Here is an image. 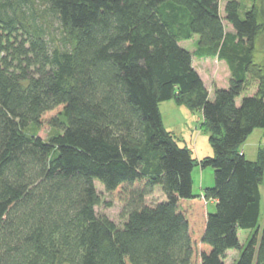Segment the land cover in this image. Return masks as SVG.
<instances>
[{
	"label": "trees",
	"instance_id": "trees-1",
	"mask_svg": "<svg viewBox=\"0 0 264 264\" xmlns=\"http://www.w3.org/2000/svg\"><path fill=\"white\" fill-rule=\"evenodd\" d=\"M39 1L63 45L48 37ZM239 9L0 0V264H228L231 250L232 264H264V147L255 160L241 150L264 129V0ZM195 36L189 51L182 42ZM192 56L228 67L212 98ZM166 100L201 111L212 156L177 144L158 108ZM30 126L56 133L43 140ZM195 166L213 169L200 194ZM95 180L124 204L122 227L96 214ZM155 187L163 198L146 202ZM239 230L252 232L243 244Z\"/></svg>",
	"mask_w": 264,
	"mask_h": 264
},
{
	"label": "rangeland",
	"instance_id": "rangeland-1",
	"mask_svg": "<svg viewBox=\"0 0 264 264\" xmlns=\"http://www.w3.org/2000/svg\"><path fill=\"white\" fill-rule=\"evenodd\" d=\"M252 1L253 0H243L245 6H242L240 9L241 16H243V10L248 8V4ZM36 8L38 13H41V11L45 10V4L39 1L36 3ZM40 15L46 27L48 37L55 41L56 44L63 45V34L56 20L49 14L41 13ZM182 44L187 49L191 46L190 41H183ZM225 78V75L221 74L216 81L220 80L225 82ZM248 90L253 91L254 89L250 88ZM210 96H213L212 92ZM158 108L165 129L171 133L173 139L179 146L186 147L192 157L196 159L203 158V156H212L213 152L209 143V131L203 125V117L200 110L189 109L184 105L175 103L173 100L160 102ZM33 131L43 140H48L56 133V129L53 128L41 127L40 129H34V127L30 126L28 132ZM259 146L264 147V129L255 128L242 145V149H245V157L248 160H255ZM191 175L192 192L194 194H200L202 189L210 187L214 183L213 169L211 167L200 168L199 166H195ZM94 185L100 199L99 203L95 206L96 214L98 216H105L114 222L116 226L122 227L126 220L124 204L114 199L99 181L95 180ZM157 187H155L152 194L147 196L146 202L149 203L163 198L162 192ZM259 191L258 225H262L264 218V182L259 186ZM206 210L208 212H213L215 210L214 204L211 203L210 200L207 201ZM251 234L252 232L249 230H239L238 236L240 243L243 244ZM237 253L236 250H231L227 253L226 261L228 264H232Z\"/></svg>",
	"mask_w": 264,
	"mask_h": 264
},
{
	"label": "crops",
	"instance_id": "crops-1",
	"mask_svg": "<svg viewBox=\"0 0 264 264\" xmlns=\"http://www.w3.org/2000/svg\"><path fill=\"white\" fill-rule=\"evenodd\" d=\"M227 1L228 0H219V10H220L221 15H223V8H224V5ZM238 1L240 3V9L242 6H245L243 4V0H238ZM255 2H256V0H253L252 2H250L248 4L249 5L248 8ZM248 8H245L243 10V13ZM240 9H239V16L242 17L240 14ZM196 39H197V36H195V37H193V39L189 40L191 42V46L188 48L189 51H194L195 46H196V43H195ZM192 65H193L194 69L198 72V74L200 75L205 86H207L209 88V97L210 98L213 97L210 95H211V92L213 93V89L215 87L227 86L228 77H229V70H228V67L224 61L217 60L216 57L199 58L196 56H192ZM221 74L225 75V77H226L225 82L220 81V80H219L220 82L216 81L218 79V77L221 76ZM212 87H214V88H212ZM252 92H253L252 90L249 91V93H252ZM241 150L243 151L244 155L246 156L245 149H242V147H241ZM203 157H206V156H203ZM211 203H213L212 200H211Z\"/></svg>",
	"mask_w": 264,
	"mask_h": 264
}]
</instances>
